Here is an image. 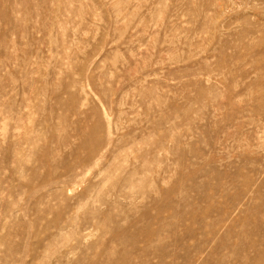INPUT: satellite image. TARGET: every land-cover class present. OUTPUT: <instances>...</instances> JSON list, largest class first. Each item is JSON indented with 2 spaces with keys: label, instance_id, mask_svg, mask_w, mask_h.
Segmentation results:
<instances>
[{
  "label": "rangeland",
  "instance_id": "rangeland-1",
  "mask_svg": "<svg viewBox=\"0 0 264 264\" xmlns=\"http://www.w3.org/2000/svg\"><path fill=\"white\" fill-rule=\"evenodd\" d=\"M0 264H264V0H0Z\"/></svg>",
  "mask_w": 264,
  "mask_h": 264
}]
</instances>
